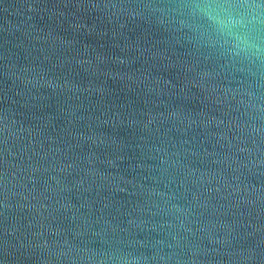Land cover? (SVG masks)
<instances>
[{
  "label": "water",
  "instance_id": "water-1",
  "mask_svg": "<svg viewBox=\"0 0 264 264\" xmlns=\"http://www.w3.org/2000/svg\"><path fill=\"white\" fill-rule=\"evenodd\" d=\"M0 264H264V0H0Z\"/></svg>",
  "mask_w": 264,
  "mask_h": 264
}]
</instances>
